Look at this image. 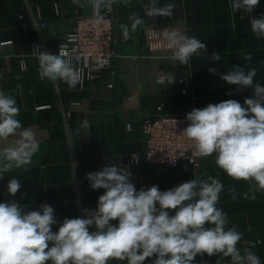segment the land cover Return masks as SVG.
<instances>
[{"label": "crops", "instance_id": "1", "mask_svg": "<svg viewBox=\"0 0 264 264\" xmlns=\"http://www.w3.org/2000/svg\"><path fill=\"white\" fill-rule=\"evenodd\" d=\"M147 2L130 0L127 6L119 3L113 6L112 68L104 71L99 80L82 81L70 91L62 81L51 83L39 79L38 62L32 52L34 46H39L41 51L58 54L71 22L79 15H92L91 7L78 8L71 0H0V40L13 43L11 52L0 54V90L15 94L21 109L18 118L24 127L33 130L40 144L27 170H15L0 180V202L13 199L32 210L47 202L62 222L64 218L82 217L84 207L96 208L104 190H92L84 177L85 173L101 170L105 164L118 162L129 166L137 190L158 185L164 191L196 176L218 177L225 190L217 206L228 214V227L235 226L243 233L238 247L250 248L264 264V193L257 192L255 200L238 195L233 201L228 187L233 186L241 193L247 189V183L234 181L223 173L216 167L214 156L203 158L196 170L150 166L144 162L138 166L132 164V156L142 151L141 122L154 114L158 106L163 107L165 114L185 116L193 108L228 99L243 105L245 97L252 96V90L236 92L237 86L228 85L219 74L229 71L232 65L255 67L254 80L264 85V39H257L251 32L248 17L241 19L242 12L231 10V0H159L161 5H176L173 18L152 21L145 17V25L124 41L119 25L130 23L128 16L132 12L143 16L141 5ZM20 11L24 14L16 16ZM261 14H264V0H260L251 15ZM21 19H25L24 24L20 23ZM170 25L189 37L195 34L205 42L207 54L217 52L221 59L213 62L203 54L194 56L188 65H173L164 59L170 52L154 48L151 36L152 30L160 32ZM55 41L59 42L57 53L53 51ZM244 53H250L252 60L244 61ZM208 68H215L216 73ZM164 73H173L176 82L156 85V76ZM183 80L190 84L186 95L181 94ZM229 92L232 95H227ZM85 119L91 124V134L75 135ZM10 143L0 142V149ZM12 177L22 184L15 197L7 195L6 185ZM58 226L54 225L53 231ZM217 259L228 264V258L206 254L198 255L194 264L202 261L216 264ZM109 264H126V261L113 260Z\"/></svg>", "mask_w": 264, "mask_h": 264}, {"label": "clouds", "instance_id": "2", "mask_svg": "<svg viewBox=\"0 0 264 264\" xmlns=\"http://www.w3.org/2000/svg\"><path fill=\"white\" fill-rule=\"evenodd\" d=\"M78 8L91 7L97 24L105 20L104 11L111 12L116 4L127 6L130 0H71ZM260 0H231V10L249 18L250 30L257 39H264V14L252 16ZM143 16L132 12L130 23L120 24L122 39L128 41L145 17L173 18L176 5L148 0L141 5ZM153 47L170 52L164 57L173 65H188L194 56L207 54L204 41L195 34L189 37L171 25L160 32L151 31ZM32 55L38 62L41 81H62L70 91L82 83L83 73L74 66L67 46L60 45L58 54L41 51L34 46ZM215 62L221 55L207 54ZM251 61L250 53L243 54ZM216 73L215 68H208ZM257 69L232 65L219 77L236 92L251 89L243 105L228 99L203 108H193L185 116L188 126L182 131L200 157H215V165L234 181L247 183L237 193L229 186L227 192L235 201L239 196L255 200L264 193V85L255 82ZM20 79L19 76L16 77ZM176 82L173 73H164L160 83ZM232 95V92L227 93ZM20 107L15 94L0 90V142L11 141L0 149V180L15 170H27L40 150L32 129L18 118ZM91 124L82 121L75 135H90ZM117 160V159H114ZM119 161V160H117ZM92 190L103 189L95 209L82 208V217L58 221L53 206L44 202L38 210L22 206L10 199L0 202V264H194L195 258H228V264H262L250 248L238 247L243 233L228 227V214L220 207V194L225 185L218 177H194L161 191L158 185L137 190L129 166L110 163L99 171L85 173ZM7 195L15 197L22 184L12 177L6 185ZM22 193V197H23ZM174 211V214H172ZM116 221L117 223H113ZM59 225L57 231L53 226ZM202 264L206 262L202 261ZM216 264H221L217 259Z\"/></svg>", "mask_w": 264, "mask_h": 264}, {"label": "built area", "instance_id": "3", "mask_svg": "<svg viewBox=\"0 0 264 264\" xmlns=\"http://www.w3.org/2000/svg\"><path fill=\"white\" fill-rule=\"evenodd\" d=\"M103 15L105 20L99 24L93 14L75 17L62 40L61 45L67 46L72 54L74 66L83 73L82 81L95 82L104 71L112 68L115 57L114 8L111 12L104 11ZM12 50V42L0 40V54ZM160 77L156 76L155 84L165 86L160 83ZM181 87V94L186 95L190 84L183 80ZM185 116L165 114L163 107L158 106L154 114L145 117L140 130L142 151L132 156L133 166L144 162L150 166L171 169L182 166L196 170L205 157L197 156L194 144L182 134L187 127Z\"/></svg>", "mask_w": 264, "mask_h": 264}, {"label": "water", "instance_id": "4", "mask_svg": "<svg viewBox=\"0 0 264 264\" xmlns=\"http://www.w3.org/2000/svg\"><path fill=\"white\" fill-rule=\"evenodd\" d=\"M24 14V12L23 11H20V12H17V14H16V16H18V15H23ZM20 23L21 24H24L25 23V19H21L20 20ZM58 41H55V42H53V51H54V53H57V46H58ZM188 121H186V125L188 126Z\"/></svg>", "mask_w": 264, "mask_h": 264}]
</instances>
